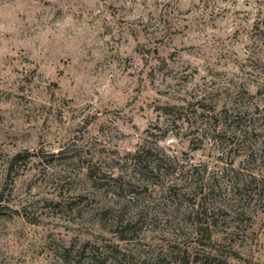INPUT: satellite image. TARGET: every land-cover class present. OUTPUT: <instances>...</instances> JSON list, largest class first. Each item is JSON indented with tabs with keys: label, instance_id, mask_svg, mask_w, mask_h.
I'll return each instance as SVG.
<instances>
[{
	"label": "rangeland",
	"instance_id": "rangeland-1",
	"mask_svg": "<svg viewBox=\"0 0 264 264\" xmlns=\"http://www.w3.org/2000/svg\"><path fill=\"white\" fill-rule=\"evenodd\" d=\"M263 20L0 0V264H264Z\"/></svg>",
	"mask_w": 264,
	"mask_h": 264
},
{
	"label": "trees",
	"instance_id": "trees-1",
	"mask_svg": "<svg viewBox=\"0 0 264 264\" xmlns=\"http://www.w3.org/2000/svg\"><path fill=\"white\" fill-rule=\"evenodd\" d=\"M18 158H20V155L19 154L15 157V159H18ZM133 160L135 161V164L136 165H139L141 163V160H140V156L139 155L134 156Z\"/></svg>",
	"mask_w": 264,
	"mask_h": 264
}]
</instances>
